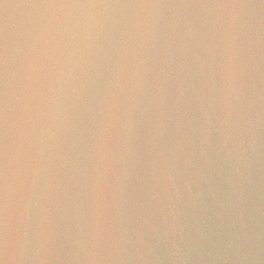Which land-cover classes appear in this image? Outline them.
Here are the masks:
<instances>
[{
    "label": "water",
    "instance_id": "water-1",
    "mask_svg": "<svg viewBox=\"0 0 264 264\" xmlns=\"http://www.w3.org/2000/svg\"><path fill=\"white\" fill-rule=\"evenodd\" d=\"M180 0L22 6L0 0L9 31L5 133L9 242L2 264H46L93 140L138 56ZM31 140L37 162L19 187Z\"/></svg>",
    "mask_w": 264,
    "mask_h": 264
},
{
    "label": "snow or ice",
    "instance_id": "snow-or-ice-1",
    "mask_svg": "<svg viewBox=\"0 0 264 264\" xmlns=\"http://www.w3.org/2000/svg\"><path fill=\"white\" fill-rule=\"evenodd\" d=\"M98 0H21L22 6H67L85 5ZM240 0H226V5L239 3ZM9 70V31L6 24H0V254H3L9 242V194L8 166L5 133V115L7 99V76ZM37 154L31 140H25L18 160L19 187L24 189L30 184V177ZM2 264V262H0Z\"/></svg>",
    "mask_w": 264,
    "mask_h": 264
}]
</instances>
